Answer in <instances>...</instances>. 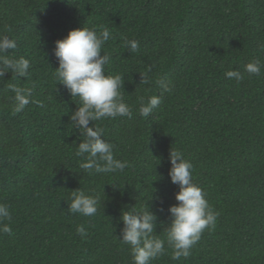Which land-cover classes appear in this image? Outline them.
<instances>
[{
    "label": "trees",
    "instance_id": "trees-1",
    "mask_svg": "<svg viewBox=\"0 0 264 264\" xmlns=\"http://www.w3.org/2000/svg\"><path fill=\"white\" fill-rule=\"evenodd\" d=\"M83 25L109 30L105 71L125 81L132 117L90 121L127 162L123 171H85L76 155L83 136L69 116L79 98L58 82L54 49ZM0 35L17 43L6 55L30 61L26 77L0 78V203L12 228L0 232V264H133L121 241L130 207L157 215L165 254L149 264H264V0H0ZM133 39L136 52L124 43ZM253 60L261 71L250 75ZM229 70L243 79L226 77ZM12 87L33 93L19 113ZM152 95L161 104L140 116L139 98ZM172 148L191 161L193 181L219 212L180 260L167 243L180 190L169 175ZM77 189L99 197L94 216L68 210Z\"/></svg>",
    "mask_w": 264,
    "mask_h": 264
},
{
    "label": "clouds",
    "instance_id": "clouds-1",
    "mask_svg": "<svg viewBox=\"0 0 264 264\" xmlns=\"http://www.w3.org/2000/svg\"><path fill=\"white\" fill-rule=\"evenodd\" d=\"M110 32L103 28L82 26L72 29L68 34L55 41L54 55L59 62L56 78L63 84L73 97H78V107L71 112L69 119L74 129L80 131L83 140L79 142L77 156L83 157L85 162L80 167L91 172L123 171L127 162L114 157L113 145L103 138V128L90 125V121L118 116L132 117V108L125 102L121 93L124 79L120 74H109L105 66L111 62V57L103 51V46L110 39ZM125 47L131 52L139 48L137 40H125ZM17 48V43L8 35H0V78L6 73L17 77H26L30 68V61L24 57L16 59L6 55L9 50ZM103 51V55L101 52ZM244 70L251 74H259L261 63L253 60L245 65ZM150 71V70H149ZM226 77L243 79L239 71H226ZM148 72L141 73L140 83L150 82ZM164 92H171L174 85L171 81H160ZM15 93L16 106L14 111L19 113L33 102L32 90L29 88L12 87ZM139 115L148 117L161 104V97L152 95L145 100L139 98ZM171 168L169 175L171 182L179 186L176 193L178 203L169 207L171 223L167 227V243L173 249L172 259L180 260L191 254V248L201 238L205 229L215 227L219 212L215 211L206 199V193L201 186L193 181L190 160L186 159L180 150L170 151ZM160 162V161H159ZM158 162V163H159ZM99 197L86 194L82 190L71 193L68 210L83 216H94L98 211ZM11 220V213L6 204L0 203V232L12 233V228L5 221ZM123 228L121 229L122 243L131 246L133 264H149V262L165 254V241L154 235L157 227V215L151 208L136 209L130 207L121 215ZM77 233L86 238L88 233L84 225L77 227Z\"/></svg>",
    "mask_w": 264,
    "mask_h": 264
}]
</instances>
